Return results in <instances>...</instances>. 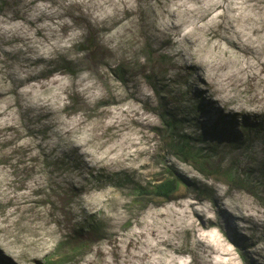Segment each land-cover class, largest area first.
<instances>
[{"label":"rangeland","instance_id":"374dc122","mask_svg":"<svg viewBox=\"0 0 264 264\" xmlns=\"http://www.w3.org/2000/svg\"><path fill=\"white\" fill-rule=\"evenodd\" d=\"M22 1L0 0V13L17 15ZM105 1L134 12L94 29L75 9L67 19L41 23L39 35L16 26L27 32L18 35L28 44L27 53L40 54L58 42L63 47L75 37L70 23L82 35L68 53L32 64L41 68L35 79L47 83L62 77L66 84L62 94L51 96L56 92L52 84L38 96L44 107H62L57 114L60 125L42 129L43 119L32 123L27 116L33 111L25 112L24 102L16 101L23 110L18 133L44 142L53 129L59 130L65 139L59 146L66 154L58 156L59 149L48 153L32 144L26 154L7 158L11 147L26 150L29 140L18 136L0 145V256L15 264H80L83 259L82 264H241L212 223L216 214L206 202L178 195L169 203H152L166 198L155 196L148 183L176 177L169 156L187 160L206 181L222 182L219 185L229 191L252 188L241 162L224 151L195 147L204 156L201 166L195 155L178 154L176 144L188 140L173 117L179 113L183 86L171 68L168 40L156 43L149 29L155 25L159 36H174L181 62L192 71L193 88L205 90L221 110L264 114V0ZM120 12L112 19L120 18ZM60 28L62 32H50ZM108 36L113 40L104 44ZM13 58L0 59V81L9 90L2 97L8 99L17 97L4 73L5 63ZM81 75L89 76L82 81L83 90L75 83ZM9 105L0 103L3 125L16 121ZM11 133L15 137L12 129L0 127V142ZM178 165L185 174L198 176L191 167ZM150 169L148 176L138 178ZM200 192L211 194L207 186ZM254 193L264 202V192ZM221 206L240 220L230 221V226H264V209L247 193H231ZM55 240L63 243L62 253L48 258Z\"/></svg>","mask_w":264,"mask_h":264},{"label":"trees","instance_id":"16d2710c","mask_svg":"<svg viewBox=\"0 0 264 264\" xmlns=\"http://www.w3.org/2000/svg\"><path fill=\"white\" fill-rule=\"evenodd\" d=\"M122 7L125 6L122 5L119 7L117 2H108L105 0H23L22 8H19L21 9V12L17 15L0 13V59H3L5 56L14 57V60L12 59L13 61L5 63L4 73L12 81L10 88L14 89V86L16 87L14 93L17 95V97H14L13 99L3 98L2 96H4L5 93H8L9 90L4 88L0 81V103H10L9 106L15 110L14 115L16 117V121L13 120L9 124L3 125L0 123L1 130L12 129L16 132L15 137H13V133L4 136L2 138L3 142H0V145H9L10 143H13L14 138L18 136L24 138L27 134L24 132H20V134L18 133V117L23 114V110L21 109V111L15 106V104L17 103L16 101L20 99L24 102L22 105L25 112L29 110L33 111L34 115L32 117L27 116L30 121L32 120V123L38 122L39 118H42L43 122L40 123L42 129L46 125L50 127L55 126V128L57 125H60L59 121L61 120L57 117V114L61 111L62 107L60 110L56 111L54 108L44 107L38 101V96H40L39 90L52 84L55 85L56 92L51 96L62 94L66 91V84L65 82H61L63 79L62 77L52 78L51 80H47V83L35 79L36 77H39L38 74L41 68H37L38 66L32 67V64L37 61L50 60L54 54L59 52L68 53L74 46V42L82 35V30L75 32L73 29L75 26L70 23V33H73L75 37L71 41L64 42L63 47H60V43L63 42H58L57 45L53 44L49 46L50 48H46V50L40 54H35L32 51L27 53L26 48H28V44L24 43L22 38H18V35H26L27 32L23 33L21 29L16 26H25L29 31H34L39 35L38 26L41 23L46 20L58 21L61 19H67L71 11L75 9L78 12V17L87 23V26L94 29L97 25L106 26L111 21L121 20L125 12H134L130 11L131 8L123 9ZM118 11H121L120 13L122 16L120 18L112 19L114 14H118ZM110 14L113 15L108 17ZM1 23L9 28H3ZM154 26L155 25L151 27L150 25L149 31L151 32L149 34L156 39V43L168 40L166 42V48H169L170 51L168 50V53L173 58V65L171 68L177 73L184 91L182 99L179 100V103L177 104L179 113H173L174 120H176L178 125V131L186 133L185 136L188 138V140L185 139V143L176 144L178 154L182 155V157H185L188 154H193L200 160L204 156H202L195 147H201L206 150L213 148V151H224L228 153L234 161L241 162L243 172L247 171V175L251 176L249 183L252 189L246 191L234 189L229 191L226 186H223L224 184H222V186L219 185L222 182L211 179L206 181V179L200 176L194 166L189 164L187 160L169 156L166 160L169 162V166L174 168L172 170V175L173 177H176L156 179L152 184L148 183L150 184L149 188L152 189L151 191L155 196L166 198L164 201L156 200L152 203H169L174 201L178 195L181 197L187 196L195 201L206 202L214 208L216 214V217L214 218L215 221L212 223L217 225L223 233L225 239L238 255L240 263L264 264V226H258L254 222H250L252 226L248 225L242 228L230 226V221L240 220L232 217V215L221 206V202L230 199L231 193H247L264 209V202L256 197L254 193V191L260 193L264 192V114L249 116L247 114L225 112L224 110H221L213 100L205 95L207 93L205 90L194 89L192 83V71L181 62L180 55L177 53V48H174V36L167 32L161 33L164 36H159L160 33H156L157 29ZM62 30L63 29L60 28L51 30L50 32H62ZM145 31L148 32V29H145ZM108 37L109 38L103 40L104 44L105 42H111L113 40L111 36ZM85 49L87 48L79 47L78 50ZM62 65H68V62L63 61ZM78 77L79 78L75 83L82 86L83 90L84 82L82 81L86 78L89 80V76L81 75ZM1 79L2 78L0 77V80ZM33 79L37 80L36 84H29V81ZM26 84L27 88H19V86ZM25 124H27V122ZM29 128L35 131V126L31 125ZM51 137H54L53 140H50ZM63 137L64 136L61 135L60 131L56 129H53L49 140L44 142L40 140L34 141V137H25L29 140L28 148L23 150L22 147H11L6 153V157L14 156L16 153L24 154L26 151H29V148H32V144L48 153L52 150L57 151L59 149L58 156H60V154H66V151L59 146L60 141L65 140ZM178 163L191 167L198 176L193 177L185 174ZM201 164L202 161L200 160L198 165L201 166ZM149 165L152 169L150 162ZM210 167L214 168L213 165H210ZM151 169L145 174H138V178L148 176ZM196 169L199 170V167H196ZM153 171L155 170L152 169V172ZM169 172L171 173V171ZM38 179L39 176H36L33 181ZM237 183H239V180ZM203 186L210 188L211 194L208 195V197L200 192ZM104 218L107 219L109 223L110 221L112 222V219L109 217L104 216ZM109 225L115 227L113 223H110ZM54 243H56V245H54L50 253L47 254L48 258L52 257L56 251L62 253L61 247L63 243L59 245V242L56 240ZM62 255L63 257L67 256L65 253ZM84 260L85 259H83V261ZM83 261L80 264H82ZM0 264L15 263L12 260L0 256Z\"/></svg>","mask_w":264,"mask_h":264}]
</instances>
